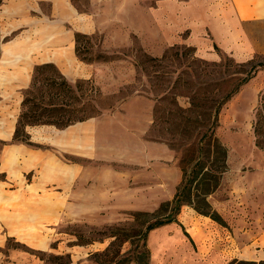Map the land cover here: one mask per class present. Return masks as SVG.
<instances>
[{"label":"rangeland","instance_id":"374dc122","mask_svg":"<svg viewBox=\"0 0 264 264\" xmlns=\"http://www.w3.org/2000/svg\"><path fill=\"white\" fill-rule=\"evenodd\" d=\"M11 1L0 3V79L17 74L22 83L29 80L15 89L0 84V116L8 127L16 116L15 134L35 67L48 64L37 60L51 59L48 47L60 32L66 50L61 63L50 64L78 99L71 100L77 118L69 127L21 125L20 141H11L55 158L37 159L28 172L34 163L24 150L23 168L8 173L20 194L7 185V196H0V223L13 224L0 226L7 238L0 248L4 262L16 250L42 264H264V153L253 132L264 92V21L247 24L246 36L232 32L223 49L210 29L195 27L185 15L194 0H65V15L59 3H46L18 18L6 10ZM33 21L55 30L32 38ZM76 33L89 36L80 39L79 56ZM36 88L35 95H43L44 87ZM46 98L59 107L66 100L63 93L60 101ZM132 98L150 105L153 123L144 139L164 145L171 163H120L115 159L122 148L113 150L111 162L60 150L59 131L111 115ZM218 109L216 135L228 150V170L208 201L223 225L184 206L174 216L178 223L149 230L164 219L160 208L172 201L182 180L180 161L190 160ZM25 133L28 143L22 142ZM125 150L128 158H145ZM150 152L151 159L158 154ZM74 166L82 169L75 172ZM35 206L38 211L30 208ZM146 252L144 261L139 257Z\"/></svg>","mask_w":264,"mask_h":264},{"label":"crops","instance_id":"0c3cea01","mask_svg":"<svg viewBox=\"0 0 264 264\" xmlns=\"http://www.w3.org/2000/svg\"><path fill=\"white\" fill-rule=\"evenodd\" d=\"M46 3H59L57 7L58 9H61V14H66L65 0H12L11 5L8 6L6 10L8 13H11L9 16L18 18L19 16H24L30 13L31 10H36L37 7ZM190 9L191 10L185 14L189 21H193L192 24L197 28L203 26L210 29L214 40L222 48L225 44L229 45L225 39L232 35V32L246 36L245 27L247 24L254 21H264V0H194L192 1ZM33 22L35 26L32 29V38L43 33L46 28L54 29V26L48 23L40 25L37 21ZM58 36L59 41L53 43L54 46L48 47L49 53L52 54V56L55 55V53H58L57 56H54L56 59L51 56V59L49 60L37 61L48 62V64L61 63V50H66V36L62 37L61 32ZM61 38L63 39L62 41H60ZM19 40L20 39H16L15 41ZM19 63V60H17L14 65H19ZM7 71L12 74L15 72V67L10 66L7 68ZM28 80L29 77L26 82ZM26 82L22 83L17 74L12 78L9 76L0 79V84L11 85L13 89L24 85ZM3 116H0V134L4 136H0V196L6 197V193L8 192L7 185L10 187L14 186V190H9L14 196L20 194L18 193V187H16L17 181L14 182L13 179L9 178L8 173L9 171L16 172L23 168L21 157L24 150L27 152L26 158L28 157V160H33V163L39 158H50V161H54L55 155H46L44 152H36L20 145L11 144L15 135L16 116L9 119L11 122L9 123V127L7 125V118ZM152 123L153 115L150 105L145 107L144 101L139 98H132L111 115L104 116L103 118H95L77 126H72L65 131H59V134L56 136L57 141H53L61 143V145L58 146L61 147L60 150L63 152L68 150L69 153L81 157L84 160H102L111 162L113 161L111 156L114 152L113 150L115 149L116 151V149L118 150V148H122L118 153L120 154V157L115 159L117 161L119 160L120 163L139 166H147L151 163H153V165L171 163L174 157L164 145H153L149 142L146 143L144 139L146 133L149 132ZM120 136H122V138H120ZM126 148H133L134 153L138 151V154L145 156V158H138L135 160L128 158L127 155L129 154V151L125 150ZM151 148H154V150L158 152L157 156L153 159H151ZM151 160L153 161L151 162ZM34 165L35 163L32 164V167L28 168L27 171L31 172ZM76 168L79 170L82 169L81 166H74L72 170L75 172L78 171ZM159 186H162V184ZM30 208L34 211H38V206H35L34 209L33 207ZM51 210L59 211L61 208L53 206ZM0 226L12 227L13 224L1 222ZM6 239V236L0 235V248L6 246ZM5 259L6 256L0 254V264H6V262H4ZM8 261L10 263L8 262L7 264H42L31 257H25L16 250H10Z\"/></svg>","mask_w":264,"mask_h":264},{"label":"trees","instance_id":"16d2710c","mask_svg":"<svg viewBox=\"0 0 264 264\" xmlns=\"http://www.w3.org/2000/svg\"><path fill=\"white\" fill-rule=\"evenodd\" d=\"M82 38H89V36L76 33V53L78 56L80 54L79 52H81L79 43ZM249 76L244 83H247L252 78L251 75ZM37 86L44 87L42 90L43 95H35ZM79 86L81 84L76 85V88L79 89ZM62 93L65 95L66 100H63L60 107L58 104L47 103L45 101L49 95L52 101L54 99L55 101H60ZM72 99H78L76 98L74 86L69 83L54 64L49 63L36 66L31 85L24 95L22 102L23 112L20 115L13 140L20 141L19 127L21 125H25V128L27 126L48 125L55 126L59 129H64L72 125L73 120L77 118L76 109L72 108L71 105ZM219 111L220 109L213 116L211 114L209 121L206 120L210 126H208L207 131L201 133L197 150H193L194 152L190 156V160L181 159L180 168L182 171V180L177 188L176 194L172 201L162 204L160 208V212L164 211L166 214L163 215L164 219L158 221L149 230L170 223H178L177 218L174 216H178L184 206H190L199 215L209 217L213 221L223 225L221 216L213 210L208 201V197L218 189L224 174L228 170V150L216 135V129L219 123ZM197 122L201 125L200 120ZM253 132L256 148L264 153V92L260 94L255 108ZM29 140V134L25 133L22 142L28 143ZM188 163L192 166L188 167ZM148 254L146 252L139 258L146 261Z\"/></svg>","mask_w":264,"mask_h":264}]
</instances>
